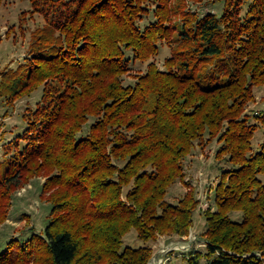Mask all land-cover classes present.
<instances>
[{"label":"trees","instance_id":"16d2710c","mask_svg":"<svg viewBox=\"0 0 264 264\" xmlns=\"http://www.w3.org/2000/svg\"><path fill=\"white\" fill-rule=\"evenodd\" d=\"M30 1L51 17L26 64L3 72L0 95L43 93L14 155L0 161V200L44 175L52 208L42 232L0 243V264H148L151 249L123 247V236L133 227L144 240L190 233L196 190L175 203L166 196L188 184L186 159L212 139L226 167L204 211L207 251L188 260L264 264V139L253 143L264 109L247 112L264 84V0H221L222 11L203 15L178 6L181 21L171 0ZM148 3L155 19L142 28ZM164 41L173 48L165 67L151 61L126 82Z\"/></svg>","mask_w":264,"mask_h":264},{"label":"rangeland","instance_id":"374dc122","mask_svg":"<svg viewBox=\"0 0 264 264\" xmlns=\"http://www.w3.org/2000/svg\"><path fill=\"white\" fill-rule=\"evenodd\" d=\"M43 1L39 4L42 5ZM148 4L151 11L139 21L142 28L155 19V4ZM182 5L187 11L203 15L210 10L216 11L218 7L222 11L224 1L171 0L174 21H181L182 16L174 14V9ZM50 17L35 11L30 0H3L0 3V79L4 71L21 69L26 64L34 34L46 26ZM172 55L173 48L169 42L160 43L157 55L148 61H136L133 64L130 74L126 75V82L133 83L136 75L144 72L151 61L164 68L166 59ZM42 93L43 86H40L30 94L12 100L0 95V161L14 155L15 144L23 136L26 127V115L37 106ZM247 105V112L251 115L264 109V84L254 87V98ZM263 139L264 131L259 128L253 139L254 146L258 147ZM219 146L217 139L210 140L204 147L196 146L185 161L188 184L177 181L166 196L167 201L175 203L190 189V185L196 190L200 204L190 233L186 236L161 235L156 240H144L139 236L137 228L133 227L123 236V247H149L151 259L148 264H190L188 258L191 251H207L203 237L206 229L204 211L210 206L215 208L214 188L222 174V167H226L225 163H220L216 158ZM45 180L44 175H32L22 185L12 189L10 196H2L1 193L3 200H0V243L10 237L27 234L33 229L40 232L44 230L52 208L47 195L43 193ZM231 216L238 220L243 218L240 211L232 212Z\"/></svg>","mask_w":264,"mask_h":264}]
</instances>
